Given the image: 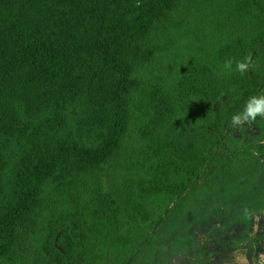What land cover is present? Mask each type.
Returning <instances> with one entry per match:
<instances>
[{
  "label": "trees",
  "instance_id": "obj_1",
  "mask_svg": "<svg viewBox=\"0 0 264 264\" xmlns=\"http://www.w3.org/2000/svg\"><path fill=\"white\" fill-rule=\"evenodd\" d=\"M261 96L264 0H0V264H126Z\"/></svg>",
  "mask_w": 264,
  "mask_h": 264
},
{
  "label": "rangeland",
  "instance_id": "obj_2",
  "mask_svg": "<svg viewBox=\"0 0 264 264\" xmlns=\"http://www.w3.org/2000/svg\"><path fill=\"white\" fill-rule=\"evenodd\" d=\"M195 41L199 42L197 36ZM193 52H199L197 45ZM221 105L216 106L217 114ZM253 120L251 115L242 114L236 121L234 135L245 134L248 141H260L264 122ZM256 153L259 171L253 176L231 183L221 172L201 174L137 247L136 255L147 256L137 263L231 264L227 257L230 248L243 258L237 257V264H264L263 255L253 263L252 246H256L257 253L264 249V154L259 150ZM243 239L247 244L239 243Z\"/></svg>",
  "mask_w": 264,
  "mask_h": 264
},
{
  "label": "flooded vegetation",
  "instance_id": "obj_3",
  "mask_svg": "<svg viewBox=\"0 0 264 264\" xmlns=\"http://www.w3.org/2000/svg\"><path fill=\"white\" fill-rule=\"evenodd\" d=\"M262 217H264V215ZM242 231H244V228L242 229ZM239 243H241L242 245L247 244L245 242V239L240 240ZM252 249H253V253H254L253 263H256V262H258L259 258H261L262 255L264 256V249H263V252L262 253H257L256 252V246H252ZM143 257L146 258L147 257L146 254H145V256H139V255H136V254L135 255L134 254H129L126 257V262L125 263L126 264H138L137 261H140V259H142ZM227 257H230L231 258V260H232V263L231 264H237L239 262L238 258L243 259L241 256L239 257L238 255H236L235 253H233L230 248H229V253L227 254ZM248 260H252V258L251 257H248ZM172 264H181V261H173ZM241 264H242V261H241Z\"/></svg>",
  "mask_w": 264,
  "mask_h": 264
},
{
  "label": "clouds",
  "instance_id": "obj_4",
  "mask_svg": "<svg viewBox=\"0 0 264 264\" xmlns=\"http://www.w3.org/2000/svg\"><path fill=\"white\" fill-rule=\"evenodd\" d=\"M246 67L245 64H240V70H243ZM259 113L264 115V96H261L259 99H253L247 108V114L255 118L256 114Z\"/></svg>",
  "mask_w": 264,
  "mask_h": 264
}]
</instances>
